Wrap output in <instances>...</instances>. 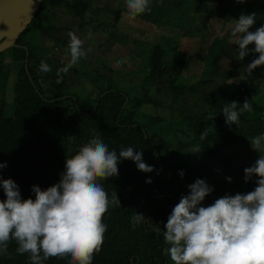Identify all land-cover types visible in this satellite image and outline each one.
Segmentation results:
<instances>
[{
    "label": "trees",
    "instance_id": "16d2710c",
    "mask_svg": "<svg viewBox=\"0 0 264 264\" xmlns=\"http://www.w3.org/2000/svg\"><path fill=\"white\" fill-rule=\"evenodd\" d=\"M184 1L180 0L179 3ZM233 3L235 19L242 13L255 12L256 21L264 22V0H245L244 3L233 0ZM62 7L85 22L90 4L87 0H43L37 16L45 8ZM120 17L121 10L118 9L115 12L116 23ZM63 29L56 24L32 22L16 41L17 46L0 53V64L2 56L9 51L12 59L21 63L15 82L16 98L12 115L6 114V98L3 93L0 95V162L7 164L0 169L2 178L15 180L24 199L30 196L35 199L32 186L39 185L46 189L58 183L60 174L65 170L67 155L76 154L94 133L99 134L109 146V151L116 150L117 154L122 146L143 151L144 161L154 166L152 172L138 170L136 163L130 159L121 160L118 176L98 180L109 198L113 192H117L121 205H110L104 214L103 223L107 225V230L101 250L94 254L92 264H170L169 256L163 253L168 245L164 243L162 233L177 204L176 179L185 178L189 182L204 179L212 159H220L221 153L234 144H247L250 138L264 134V108L259 112L242 113L238 127L235 124L229 127L222 113L224 105L231 101H238L242 105L247 99L252 105L254 100L260 98L264 91V71L213 86L210 79L191 84L180 83L188 59L187 52L178 45L166 48L161 43H154L150 46L143 87L163 81L173 100L192 95L199 99L202 106L200 113L190 115L188 124L196 136V142L200 141L199 168L194 171L185 164L178 165L155 156L149 129L137 119L140 107L151 101L150 95L131 97L111 82L99 86L94 99L66 92L69 70L77 73L78 69L74 67L63 72L67 64L51 62L44 55L45 48L37 42L39 36H46L59 43ZM114 35L111 34L112 38L106 40L109 48L105 53L119 41L113 39ZM251 48H254V44ZM170 52L175 54L171 65L166 62ZM256 56L258 54L255 53L248 55L250 59ZM42 61L49 65L50 71H40ZM108 67L112 71V67ZM99 77H103V74L98 73ZM3 89L1 86L0 90ZM214 115L215 118L210 119ZM207 119L216 125L215 130L207 125ZM55 128L60 132H54ZM206 128L207 135L201 139V133ZM221 160L225 163L228 161L227 158ZM169 174L171 176L167 178ZM219 174V179L213 184L214 190L203 201L205 205L210 204L211 197L252 191L258 179L254 176L246 182L244 169L241 176L226 168L219 169ZM227 177L232 178L231 182ZM149 178L151 183L146 182ZM4 199L6 196L0 187V200ZM137 212L145 218L133 228L131 217ZM158 228L160 234H157ZM16 247V242L12 241L8 249L11 256H0V264H30L28 254H17ZM70 259V256L64 259L50 258L44 264H69Z\"/></svg>",
    "mask_w": 264,
    "mask_h": 264
},
{
    "label": "clouds",
    "instance_id": "9594fccd",
    "mask_svg": "<svg viewBox=\"0 0 264 264\" xmlns=\"http://www.w3.org/2000/svg\"><path fill=\"white\" fill-rule=\"evenodd\" d=\"M244 3L245 0H237ZM126 7L135 17L150 13V0H125ZM256 22V13L241 14L231 29L229 42L238 45V59L243 61L249 53L258 54L247 66L248 74L264 66V25L255 31L250 29ZM70 54L69 63L62 69L75 66L92 49L84 48L85 41L76 31L67 33ZM254 48H249L253 45ZM40 71H50L43 61ZM60 82L59 80L57 81ZM252 111L245 99L242 105L231 101L224 105L225 123L231 127L240 123L244 112ZM211 116L210 119H214ZM207 135V128L201 139ZM251 148L260 153L250 167L244 169L245 181L254 176L256 187L247 193L226 194L214 203L204 206L203 201L214 190L205 179L197 178L187 185L189 192L182 195L164 225L163 239L168 245L163 253L174 264H264V134L250 138ZM195 145L189 152H200ZM132 160L138 170L152 172L153 165L143 159V151L133 147H121L109 151V146L94 133L79 151L68 156L60 180L46 189L32 186L35 199H24L19 186L12 178L3 179L0 187L6 199L0 200V256H11L9 244L15 241L16 253L28 254L30 264H44L50 258L71 257L69 264H92L94 254L101 250L107 225L103 223L109 206H120L117 192L111 198L98 180L119 175L121 160ZM0 162V169L6 167ZM181 177L184 172L181 170ZM231 177L227 180L231 182ZM147 183H151L149 178ZM142 213L131 217L135 228L144 220ZM157 234H160L158 228Z\"/></svg>",
    "mask_w": 264,
    "mask_h": 264
},
{
    "label": "rangeland",
    "instance_id": "374dc122",
    "mask_svg": "<svg viewBox=\"0 0 264 264\" xmlns=\"http://www.w3.org/2000/svg\"><path fill=\"white\" fill-rule=\"evenodd\" d=\"M90 8L84 20L76 18L66 8L40 11L33 22L56 24L64 27L60 38L64 41L55 43L46 36H39L37 42L44 48V55L54 64L69 63L71 57L67 51L69 31L85 41L84 48L92 51L82 57L69 70V86L66 92L77 94L82 98L94 99L98 87L109 82L126 91L131 97L150 95L151 101L145 102L138 111L137 119L147 125L151 143L158 159L166 158L187 168H199L198 153L189 152L196 142L195 134L189 129L190 115L199 112L202 106L195 96L187 95L184 99L173 100L163 81L150 84L144 88V78L148 70V54L153 43H161L166 48L178 45L187 52L188 59L179 82L191 84L199 80L210 79V85L222 82H234L245 77L254 76L259 68L248 74L245 67L251 61L247 56L243 61L238 59V45L229 42L231 29L235 23L232 14L233 0H185L186 7L190 3V13L183 14L175 9L174 3L179 0H150L151 12L135 17L129 13L125 0H87ZM154 2V3H153ZM125 10L120 21L115 22L116 10ZM128 12V13H127ZM166 13V15H165ZM222 13L223 15H220ZM158 19L157 24L151 20ZM84 22V23H83ZM156 22V21H155ZM118 28V29H117ZM118 30V31H117ZM126 37L125 36V34ZM111 34L119 39L116 48L110 51L106 40ZM226 41V42H224ZM58 44V45H56ZM103 49V50H102ZM12 53L6 52L0 64V95L6 98V114L12 115L15 106V82L21 63L12 59ZM46 58V59H47ZM175 54L170 52L166 62L171 65ZM61 65V64H60ZM106 66V67H104ZM112 67V71L109 67ZM98 73L103 77L98 78ZM258 74V73H257ZM264 108V91L262 96L252 102V111L259 112ZM207 125L215 130L216 125L206 120ZM48 128V126H46ZM54 132H60L55 128ZM201 150V149H200ZM260 153L247 144H234L221 153L220 159H212L208 174L204 178L210 186L219 179V169L226 168L240 176L242 170L250 167ZM226 159L225 163L221 159ZM171 174L167 175L169 178ZM193 182L185 178H177L176 200L179 203L182 195L189 192L187 185ZM217 198L211 197L210 204ZM209 204V205H210ZM204 206H207L203 203ZM170 260V257H169ZM170 264H174L171 260Z\"/></svg>",
    "mask_w": 264,
    "mask_h": 264
},
{
    "label": "water",
    "instance_id": "95a60500",
    "mask_svg": "<svg viewBox=\"0 0 264 264\" xmlns=\"http://www.w3.org/2000/svg\"><path fill=\"white\" fill-rule=\"evenodd\" d=\"M42 1L0 0V53L17 46L16 41L35 20Z\"/></svg>",
    "mask_w": 264,
    "mask_h": 264
},
{
    "label": "crops",
    "instance_id": "0c3cea01",
    "mask_svg": "<svg viewBox=\"0 0 264 264\" xmlns=\"http://www.w3.org/2000/svg\"><path fill=\"white\" fill-rule=\"evenodd\" d=\"M207 1V0H206ZM209 1V0H208ZM159 2V1H158ZM156 0H155V4L156 3H158ZM180 2V0L179 1H177V2H175L174 3V5H175V9H177L178 11H180V10H183L185 13H190L191 11H192V9H190L189 7H190V3H188V6L186 7V5L184 4V3H182V4H180L179 3ZM154 3V2H153ZM233 9H234V7H233ZM233 9H232V14H233ZM123 11H125V10H122V12ZM122 12H121V14H122ZM128 13V12H127ZM180 13L181 14H183L182 13V11H180ZM165 15H166V13H165ZM220 15H223L222 13H220ZM121 18V17H120ZM120 21V20H119ZM153 23H155V24H157V21L155 22L154 21V19H152L151 20ZM262 25H264V22H259V21H256L255 22V24L252 26V28L250 29L251 31H255L258 27H260V26H262ZM118 29V28H117ZM118 31V30H117ZM123 34H125V33H123ZM125 35H127V34H125ZM117 38V37H116ZM117 40H119L118 38H117ZM118 42V41H117ZM224 42H226V41H224ZM116 45L118 44V43H115ZM154 44V43H153ZM116 45L115 46H113V49L114 48H116ZM251 46L252 45H249V48H251ZM247 59H248V61H251V60H249L250 58L248 57V55H247ZM253 60V59H252ZM259 69V71L258 72H256V74L257 73H261V72H263L264 71V66H259L258 67ZM148 71V70H147Z\"/></svg>",
    "mask_w": 264,
    "mask_h": 264
}]
</instances>
